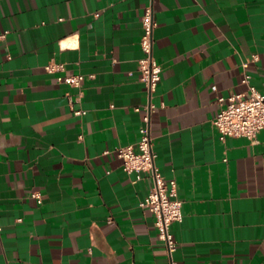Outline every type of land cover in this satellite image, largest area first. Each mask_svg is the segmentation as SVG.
<instances>
[{
	"label": "crops",
	"instance_id": "crops-1",
	"mask_svg": "<svg viewBox=\"0 0 264 264\" xmlns=\"http://www.w3.org/2000/svg\"><path fill=\"white\" fill-rule=\"evenodd\" d=\"M244 73L264 93V0H0V264H264V129L222 140L213 123ZM75 74L81 87L59 80ZM149 102L155 163L183 202L172 255L140 205L151 175L117 155Z\"/></svg>",
	"mask_w": 264,
	"mask_h": 264
},
{
	"label": "built area",
	"instance_id": "built-area-1",
	"mask_svg": "<svg viewBox=\"0 0 264 264\" xmlns=\"http://www.w3.org/2000/svg\"><path fill=\"white\" fill-rule=\"evenodd\" d=\"M156 25L153 8L148 6L142 18L143 33L140 44L144 57L139 62V78L147 86L150 95L155 92L162 77V66L154 56ZM45 68L53 73L63 70L64 65L52 61ZM59 80L70 86L81 87L84 75L60 76ZM242 83L246 85L245 91L217 98L219 111L213 123L218 128L222 140L229 136L248 137L254 140L257 134L264 129V93L251 83L249 73H244ZM145 110L139 141L118 147L117 155L122 160L124 171L129 174L135 173L136 180H140L146 173L151 175L153 186L140 205L148 208L155 215L158 237L166 245L168 253L172 255L177 248V241L171 232V226L183 220V202L178 197L176 180L166 179L155 163L151 133V115L154 105L149 102ZM84 113L83 109L75 110L77 115ZM32 197L38 203L43 201L40 193L35 192Z\"/></svg>",
	"mask_w": 264,
	"mask_h": 264
}]
</instances>
